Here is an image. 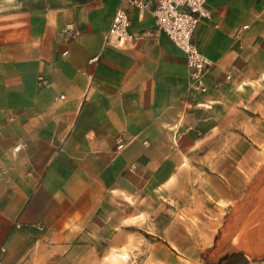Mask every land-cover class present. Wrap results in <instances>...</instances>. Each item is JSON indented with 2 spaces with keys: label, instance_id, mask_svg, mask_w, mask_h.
<instances>
[{
  "label": "crops",
  "instance_id": "0c3cea01",
  "mask_svg": "<svg viewBox=\"0 0 264 264\" xmlns=\"http://www.w3.org/2000/svg\"><path fill=\"white\" fill-rule=\"evenodd\" d=\"M1 1L0 264H264L248 156L215 148L264 69V0L207 1L205 93L150 11L113 47L118 0Z\"/></svg>",
  "mask_w": 264,
  "mask_h": 264
},
{
  "label": "built area",
  "instance_id": "2783aa9c",
  "mask_svg": "<svg viewBox=\"0 0 264 264\" xmlns=\"http://www.w3.org/2000/svg\"><path fill=\"white\" fill-rule=\"evenodd\" d=\"M119 6L115 12L111 25L105 36V45L123 47L134 44L142 35L130 33V19L126 6L139 11H150L154 17L156 32L165 34L185 56L189 70L190 83L200 93H205L208 87L205 82L212 62L200 51L193 41V33L203 19L210 18L207 8L208 0H118ZM69 37L75 38L78 32L68 29ZM98 57L90 59L94 63ZM37 83L40 87H47L50 82L39 76Z\"/></svg>",
  "mask_w": 264,
  "mask_h": 264
},
{
  "label": "rangeland",
  "instance_id": "374dc122",
  "mask_svg": "<svg viewBox=\"0 0 264 264\" xmlns=\"http://www.w3.org/2000/svg\"><path fill=\"white\" fill-rule=\"evenodd\" d=\"M15 2L16 0H9L7 3ZM261 74L252 79V82L245 84L246 87L253 89V93L241 101L243 116L239 120L240 124H233L231 127V142L226 141L224 144L217 141L215 148H223V145L229 148L231 145L233 151L247 154L248 157L245 159L248 164L247 193L250 199L249 208H252L249 213L258 214L260 217L258 224L264 225V69Z\"/></svg>",
  "mask_w": 264,
  "mask_h": 264
}]
</instances>
